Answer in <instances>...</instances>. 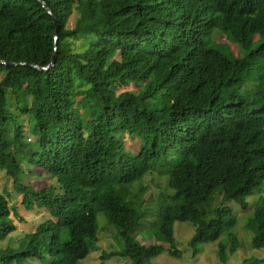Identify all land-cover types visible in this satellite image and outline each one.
Here are the masks:
<instances>
[{
  "label": "trees",
  "instance_id": "trees-1",
  "mask_svg": "<svg viewBox=\"0 0 264 264\" xmlns=\"http://www.w3.org/2000/svg\"><path fill=\"white\" fill-rule=\"evenodd\" d=\"M44 1L59 29L54 66L0 64V172L23 191L27 209L46 210L51 219L18 248L0 252V264H78L99 242L100 212L123 243L109 258L154 260L160 247L131 237L144 213L130 189L155 167L173 190L155 224L169 254L181 257L177 222L196 227L195 254L224 236L235 254L232 211L221 207L207 221L199 207L222 189L225 204L235 201L246 211V198L264 187V65L252 98L239 95L254 61L264 59V0ZM216 30L228 33L246 57L214 49ZM54 33L38 0H0L1 62L46 67ZM255 37L260 44L252 51ZM131 84L136 92L122 91ZM24 118L33 125L34 143H27ZM126 136L142 142L136 157L125 148ZM34 170L54 178L62 194L22 184ZM244 227L253 234L251 247L264 251V198ZM16 231L0 192V242ZM219 258L228 260L223 244Z\"/></svg>",
  "mask_w": 264,
  "mask_h": 264
},
{
  "label": "rangeland",
  "instance_id": "rangeland-1",
  "mask_svg": "<svg viewBox=\"0 0 264 264\" xmlns=\"http://www.w3.org/2000/svg\"><path fill=\"white\" fill-rule=\"evenodd\" d=\"M76 17V13L71 17L70 27L74 25ZM259 44V38L255 37L251 50L255 51ZM212 47L221 50L227 57L232 59H243L247 55L228 33L221 30H216L213 34ZM261 65H264V59L258 58L254 61L250 76L244 77L243 83L239 88L240 96L252 98V87L257 81L256 77ZM126 90L136 92L138 87L135 84H131L122 91ZM153 103L154 101H150L148 104L152 105ZM23 123L26 124L28 129L27 143H34L36 138L30 134L33 125L30 124L27 118L23 119ZM125 142V148L128 152L135 157L140 154L142 142L139 139H131L126 136ZM34 171L32 173H24L22 184L32 185L35 189L51 188L55 195L62 194L63 191L54 178L47 176L45 173ZM0 192L9 200L13 211V219L17 225L16 233L0 242V252H2L8 248H18L21 240L26 235L35 233L39 225L51 219V217L46 210L31 211L27 209L22 203L23 191L18 186L15 187L14 180L8 178L3 171L0 172ZM130 194L139 203V208L144 213V217L131 233V237L144 247H160V253L157 258L146 262V264H264V251L251 247L253 234L244 227L246 221L253 215L258 200L264 198V187L256 190L253 195L246 198L248 204L246 211L241 210L240 205L235 201L225 204L223 202L224 193L222 189L216 190L211 200L199 207L204 219L207 221L213 219L216 210L221 207H227L232 211L237 220V225L232 234L238 238L240 244L235 254H229L230 244L226 236L215 243L199 246L197 254H195L191 241L196 234V227L190 222H177L174 224V241L175 249L181 253L180 258L172 257L169 254L170 246L159 237V232L155 225L159 220V208L171 203L168 197L173 194V190L169 188L168 177L159 170V167H155L154 170L148 172L140 181L135 182L131 186ZM97 221H99V242L93 246L90 255L78 264H132L130 260L119 256L109 258L110 254H117L123 251L120 231L118 227L109 222L104 212L99 213ZM219 244L227 247L228 260L225 263L221 262L219 258ZM29 264L41 263L39 261H31Z\"/></svg>",
  "mask_w": 264,
  "mask_h": 264
},
{
  "label": "water",
  "instance_id": "water-1",
  "mask_svg": "<svg viewBox=\"0 0 264 264\" xmlns=\"http://www.w3.org/2000/svg\"><path fill=\"white\" fill-rule=\"evenodd\" d=\"M38 2L41 5V7L46 11V13L52 17L53 23L55 25L53 53H52L50 63L46 67H41V66L34 64V63H10V62H1L0 61V64L6 65V66H29V67H32V68L37 69L39 71H49L54 66V64L56 62L57 39H58V34H59L58 24H57V21L53 15V13L51 12L49 6L45 3V1L44 0H38Z\"/></svg>",
  "mask_w": 264,
  "mask_h": 264
},
{
  "label": "bare ground",
  "instance_id": "bare-ground-1",
  "mask_svg": "<svg viewBox=\"0 0 264 264\" xmlns=\"http://www.w3.org/2000/svg\"><path fill=\"white\" fill-rule=\"evenodd\" d=\"M243 88H244V87H243ZM257 89H258V88H257ZM242 94H243V93H242ZM246 95H249V94H246ZM252 95H253V94H252ZM252 95H251V96H252ZM244 103H245V102H244Z\"/></svg>",
  "mask_w": 264,
  "mask_h": 264
}]
</instances>
